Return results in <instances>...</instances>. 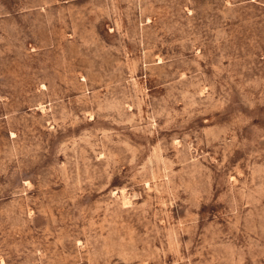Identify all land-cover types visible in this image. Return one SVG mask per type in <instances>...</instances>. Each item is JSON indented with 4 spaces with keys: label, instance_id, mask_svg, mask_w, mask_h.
<instances>
[{
    "label": "rangeland",
    "instance_id": "obj_1",
    "mask_svg": "<svg viewBox=\"0 0 264 264\" xmlns=\"http://www.w3.org/2000/svg\"><path fill=\"white\" fill-rule=\"evenodd\" d=\"M0 264H264V0H0Z\"/></svg>",
    "mask_w": 264,
    "mask_h": 264
}]
</instances>
